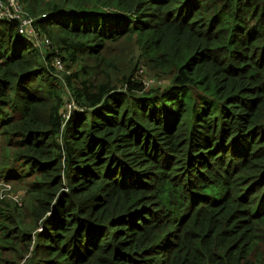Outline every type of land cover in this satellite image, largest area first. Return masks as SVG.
Listing matches in <instances>:
<instances>
[{
  "label": "trees",
  "instance_id": "1",
  "mask_svg": "<svg viewBox=\"0 0 264 264\" xmlns=\"http://www.w3.org/2000/svg\"><path fill=\"white\" fill-rule=\"evenodd\" d=\"M18 1L0 264H264V0Z\"/></svg>",
  "mask_w": 264,
  "mask_h": 264
},
{
  "label": "rangeland",
  "instance_id": "2",
  "mask_svg": "<svg viewBox=\"0 0 264 264\" xmlns=\"http://www.w3.org/2000/svg\"><path fill=\"white\" fill-rule=\"evenodd\" d=\"M130 48V44L125 42V43H120L119 45L117 44H111L108 49L109 55L118 57L123 55V50H128ZM120 61V59H119ZM60 62V61H59ZM61 63V62H60ZM61 67H59V75L61 76V73L64 71L65 65L61 63ZM138 75L141 78L142 81L147 85V87H155V86H160V85H166L169 83L168 78H161L156 76L152 72H148L146 68L140 67L138 71ZM65 99H70L69 93H66ZM65 100V101H66ZM65 105V104H64ZM62 112H66L65 107L63 106ZM13 162V155H12V146H8L0 136V181L5 180L4 173L2 170H4L6 167H11ZM12 183L13 189L15 192H18L22 195L23 189H24V184L18 182V181H10Z\"/></svg>",
  "mask_w": 264,
  "mask_h": 264
},
{
  "label": "built area",
  "instance_id": "3",
  "mask_svg": "<svg viewBox=\"0 0 264 264\" xmlns=\"http://www.w3.org/2000/svg\"><path fill=\"white\" fill-rule=\"evenodd\" d=\"M0 20H19L22 31H33L31 26L33 18L23 12V7L18 0H0ZM58 67L62 68L61 63L59 64V62ZM64 107L66 112H64L63 115L67 117L69 116L70 111L77 106L72 102V100H67ZM5 198L20 202L22 195L15 192L11 183L3 180L0 181V199Z\"/></svg>",
  "mask_w": 264,
  "mask_h": 264
}]
</instances>
